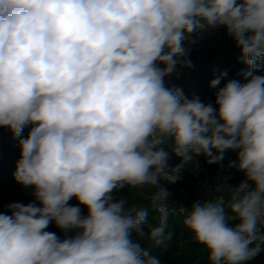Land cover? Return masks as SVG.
I'll return each instance as SVG.
<instances>
[{
    "label": "clouds",
    "instance_id": "obj_1",
    "mask_svg": "<svg viewBox=\"0 0 264 264\" xmlns=\"http://www.w3.org/2000/svg\"><path fill=\"white\" fill-rule=\"evenodd\" d=\"M221 27L246 82L219 87L221 72L212 102L168 87L194 68L199 36ZM261 70L264 0H0V128L20 137L33 125L13 174L33 200L0 212V264H161L133 232L166 246V215L146 233L148 208L114 193L154 189L152 207L166 212L161 182H178L198 156L223 167L226 151L245 179L182 208L183 223L210 264L254 259L264 251Z\"/></svg>",
    "mask_w": 264,
    "mask_h": 264
},
{
    "label": "trees",
    "instance_id": "obj_2",
    "mask_svg": "<svg viewBox=\"0 0 264 264\" xmlns=\"http://www.w3.org/2000/svg\"><path fill=\"white\" fill-rule=\"evenodd\" d=\"M240 50L235 45V41L226 35L223 28L222 45L213 48L207 56L199 62L194 68L183 73L173 84L172 87L181 88L186 97L191 99L193 96H199L202 101H214V94L217 89L209 87L210 81L215 79L221 72L227 71V77L221 81L219 87H222L227 80L235 79L241 83L246 80L241 75L246 71V66L239 62L238 57ZM256 75H264V70L254 73ZM33 125L25 127L20 137H14L7 128H0V212H7L6 205L9 203L20 202L27 204L32 202L33 196L31 189H25L19 185L14 179V171L17 161L20 159L19 139L27 138ZM175 157V156H174ZM236 158L232 151H226L223 160V167L216 164L206 163L204 156L195 157V160L185 166L187 173L191 178L204 177L210 179L215 173H219L223 179L237 180L241 182L245 179L244 175L235 169L227 167L229 161ZM180 161L179 158L175 157ZM154 189L146 187L143 190L135 188H126L123 192L114 193L117 198H125L129 204H136L141 207L148 208V220L145 232L149 230V226H156L160 222V218L152 207L151 195ZM212 198H201L188 204L187 209L190 210L191 205L196 201L204 202ZM77 201L73 198L70 204L77 205ZM84 213L87 209H83ZM187 212L173 214L167 217L166 232L172 233V238L167 242L166 246L153 247L152 242L147 239H139L133 232V239L137 240L143 247L150 250L151 254L158 256L161 264H210L208 253L205 247L196 243L192 238V233L185 227L183 221ZM48 231L55 232L58 236L63 237V233L51 224ZM246 264H264V251H261L254 259L246 262Z\"/></svg>",
    "mask_w": 264,
    "mask_h": 264
},
{
    "label": "built area",
    "instance_id": "obj_3",
    "mask_svg": "<svg viewBox=\"0 0 264 264\" xmlns=\"http://www.w3.org/2000/svg\"><path fill=\"white\" fill-rule=\"evenodd\" d=\"M223 28L209 30L199 36L198 42L191 46L189 59L192 61L194 66L201 62L207 54L213 48H218L222 45ZM192 69V68H191ZM190 69H183L178 75H173L168 78L167 86L172 87L174 82L185 72ZM180 163L174 156L170 159V164L175 166ZM180 180L175 184H168L167 182H161L162 185L168 190L169 197L166 204V212L159 209H155L159 218L166 217L181 213L182 208H187L188 204L201 198H214L217 193L215 191L218 184H230L237 185L240 182L237 180H226L223 179L219 173H215L210 179L204 177L191 178L184 167L180 172Z\"/></svg>",
    "mask_w": 264,
    "mask_h": 264
}]
</instances>
